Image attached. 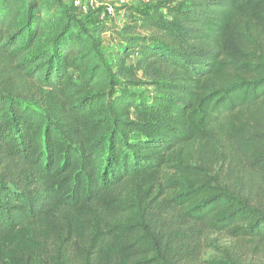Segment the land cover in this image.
I'll list each match as a JSON object with an SVG mask.
<instances>
[{"label": "trees", "instance_id": "obj_1", "mask_svg": "<svg viewBox=\"0 0 264 264\" xmlns=\"http://www.w3.org/2000/svg\"><path fill=\"white\" fill-rule=\"evenodd\" d=\"M105 4L0 0V264L264 255V0Z\"/></svg>", "mask_w": 264, "mask_h": 264}, {"label": "rangeland", "instance_id": "obj_2", "mask_svg": "<svg viewBox=\"0 0 264 264\" xmlns=\"http://www.w3.org/2000/svg\"><path fill=\"white\" fill-rule=\"evenodd\" d=\"M107 0L100 2L105 4ZM155 0H150L148 3H142L138 0H129L128 4L131 7L138 8L139 10H148ZM119 10V9H118ZM77 16H79L82 26L86 30H92L94 28L101 27L106 24L103 17H99L101 13L95 14L96 9H89L84 12L85 15L79 10H74ZM122 11L116 12L114 21L116 22L117 28L121 26V22L126 20L125 15ZM85 17V18H84ZM99 18V19H98ZM119 45V40L116 36L105 34L102 37V52L107 55L108 52L115 51ZM135 59L130 58L129 63ZM139 92H143L146 96H150L152 91L149 88H140ZM132 140H139L138 135H132ZM264 186V185H263ZM206 240L200 251L197 264H264V255L259 254L253 250L254 246L249 241H239L230 239L225 235H206Z\"/></svg>", "mask_w": 264, "mask_h": 264}, {"label": "built area", "instance_id": "obj_3", "mask_svg": "<svg viewBox=\"0 0 264 264\" xmlns=\"http://www.w3.org/2000/svg\"><path fill=\"white\" fill-rule=\"evenodd\" d=\"M116 2L117 6L129 5V0H113ZM142 3H148L150 0H138ZM72 5L75 9L81 11L82 13L89 11V9H99L102 4H100L97 0H85L82 3V0H72ZM103 12L110 18H114L115 12V5L105 4Z\"/></svg>", "mask_w": 264, "mask_h": 264}, {"label": "crops", "instance_id": "obj_4", "mask_svg": "<svg viewBox=\"0 0 264 264\" xmlns=\"http://www.w3.org/2000/svg\"><path fill=\"white\" fill-rule=\"evenodd\" d=\"M122 16H125V15L122 14ZM99 17H101V16H99ZM98 19H99V18H98Z\"/></svg>", "mask_w": 264, "mask_h": 264}]
</instances>
